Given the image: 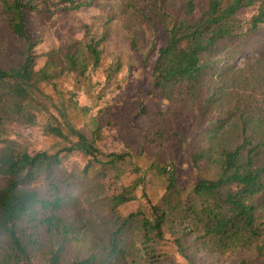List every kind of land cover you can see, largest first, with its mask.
Masks as SVG:
<instances>
[{
	"label": "trees",
	"instance_id": "obj_1",
	"mask_svg": "<svg viewBox=\"0 0 264 264\" xmlns=\"http://www.w3.org/2000/svg\"><path fill=\"white\" fill-rule=\"evenodd\" d=\"M48 1L0 0L11 41L8 58L0 60V264H34L36 256L45 264H159L153 243L167 242V221L180 228L176 243L187 234L202 251L236 252L237 264H264V72L258 59L241 72L234 67L239 56L255 49L264 0H180L179 6V0H149L146 14L134 9L165 32L149 74L151 90L165 107H140L134 115L146 117L138 156L174 139L189 151L195 177L189 185H181L176 160H161L157 151L146 154L144 170L131 152L101 150L103 116L91 115L87 133L66 118V101L56 103L46 92L62 74L95 70L104 37L87 29L81 48L73 42L48 50L37 68L42 39L31 37L27 13L94 3L59 0L53 3L65 4L51 9ZM248 8L255 10L241 19L240 11ZM236 74L252 84L261 80L259 90H241ZM6 120L37 126L55 141L30 150ZM176 120L189 123L187 133L175 127ZM146 174L163 188L155 203L137 196ZM81 199L94 207L86 250L75 247Z\"/></svg>",
	"mask_w": 264,
	"mask_h": 264
},
{
	"label": "rangeland",
	"instance_id": "obj_2",
	"mask_svg": "<svg viewBox=\"0 0 264 264\" xmlns=\"http://www.w3.org/2000/svg\"><path fill=\"white\" fill-rule=\"evenodd\" d=\"M57 1L59 0H49L48 7L55 9L65 4L53 3ZM75 1L87 2L88 0ZM93 1V5L79 9H57L54 12L29 11L27 13L26 19L31 37L42 39L37 50L40 54L36 64L37 68L44 64L46 57L42 56V53L48 50L58 49L73 42L81 48L82 44L78 42L84 39L87 29L95 32L97 38L100 37V32L104 34L100 43L101 60L95 70L85 75L62 74L56 80L55 88L49 87L46 92L56 103L60 99L66 101L68 106L66 118L87 133L90 131L91 115L98 111L99 115L103 116L99 117L103 125L101 139L98 141L101 150L131 152L133 156L137 155V162L144 170H148L150 162L147 156L157 151L155 154H159L161 160L171 158L176 160L181 185H189L195 179L194 171L188 161L189 151L174 139H170L161 148L146 151L147 153L138 156L143 144V133L146 132V124H144L146 117L142 115L134 119V115L140 107H145V110L150 112L163 110L165 107V102L159 94L151 90L149 78L157 49L165 43L163 26L157 23L151 26L134 10L138 8L146 14L150 6H148L149 0ZM179 4L180 0L177 6ZM254 10V8L241 10L239 17L246 19ZM253 43L255 49H248L235 61V71L241 72L249 68L251 63L258 59V71L264 72V27L252 39ZM10 49V37L5 32L0 15V60L5 61L8 58ZM234 78L243 85L244 89L241 90L257 92L261 85V80L258 78L255 84L251 83L252 80L242 81L239 74H236ZM70 98L71 101H69ZM102 106L104 109L101 111ZM189 121L191 122L192 119L190 118ZM5 124L13 133L25 137L24 142L30 150L46 148L55 141L53 138L43 136L37 126L24 127L21 122L10 120H6ZM189 126V123L175 121V127L181 132L187 133ZM262 128L264 129V125ZM146 176L144 187L137 192V196L142 203H155L162 196L163 188L159 181L153 179L151 175L146 174ZM92 207V203L87 199H81L76 203L80 226L79 234L75 239L77 250L88 249L92 237L89 223ZM131 207L132 204L126 206L127 209ZM178 229L180 230L167 221L163 228L167 242L155 241L153 243L155 252L161 253L159 264H190L184 254L203 264H237L239 261L240 255L236 252L202 251L197 241L187 234L182 236L181 242H174L173 239L179 234ZM33 261L34 264H45L41 257L36 256Z\"/></svg>",
	"mask_w": 264,
	"mask_h": 264
}]
</instances>
